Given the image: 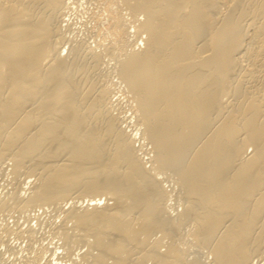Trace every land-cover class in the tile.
Listing matches in <instances>:
<instances>
[{"label": "bare ground", "instance_id": "obj_1", "mask_svg": "<svg viewBox=\"0 0 264 264\" xmlns=\"http://www.w3.org/2000/svg\"><path fill=\"white\" fill-rule=\"evenodd\" d=\"M70 1L0 0V164L11 161L14 183L0 213L83 197L52 231L68 256L85 241L77 264H255L264 254V0H103L113 36L102 50L67 40ZM105 55L147 160L117 114ZM164 173L178 188L174 215ZM22 174L35 177L30 190ZM18 223L1 222L0 240L21 235ZM187 244L212 259L191 257Z\"/></svg>", "mask_w": 264, "mask_h": 264}, {"label": "rangeland", "instance_id": "obj_2", "mask_svg": "<svg viewBox=\"0 0 264 264\" xmlns=\"http://www.w3.org/2000/svg\"><path fill=\"white\" fill-rule=\"evenodd\" d=\"M75 1V2H74ZM72 3V4H71ZM70 4L72 5V7H71V9L69 8V12L68 11H66V16H64V18H65V20L66 21H64L63 23L64 24H67V25H64V27H65V31H66V37H67V40L68 41H77V40H86L85 42L86 43H88L89 42V44H91V45H96L95 47H97V45L99 46V42H100V45H101V43L103 44V45H101L102 47L104 46V45H106L107 43H109L110 42V40H112V36H111V34H110V24H111V22H112V18H111V15H110V13L106 10V9H104L105 8V4H104V1L103 0H71L70 1ZM120 4V6H118V12L119 13H121L122 12V14L124 15V17H125V19H126V21H127V23H128V25L130 26V28H128V29H130L131 31H129V33H130V35L128 34V36H130V37H128V38H130V39H135V36H137V38H136V41L138 40V42L140 43V44H138L139 45V48H141V46L143 47V39H141V38H144V36H145V33L144 32H141V33H139L140 34V36H141V38H140V36L139 35H136L138 32H137V30L136 31H134V29H133V27L134 28H136L135 26H133L132 24V21L131 20H133L132 18L134 17V16H132V14L131 13H128L129 11L125 8V5L124 4H122V3H119ZM122 4V5H121ZM122 6H124V8L122 7ZM124 11H123V10ZM84 10V11H83ZM73 13H72V12ZM89 11V12H88ZM125 14H124V13ZM87 13V14H86ZM130 14V15H129ZM127 15V16H126ZM130 17V18H129ZM138 17L140 18H142L143 17V14H139L138 15ZM67 18V19H66ZM127 18H128V20H127ZM141 18H140V20H141ZM130 19V20H129ZM68 20V21H67ZM67 22V23H66ZM69 24V25H68ZM127 25V26H128ZM128 26V27H129ZM133 26V27H132ZM72 31V32H71ZM133 31H134V33H136V34H134L133 35ZM96 32V33H95ZM91 34V35H90ZM103 34H105V35H103ZM85 35V36H84ZM133 35V36H132ZM71 36V37H70ZM87 36V37H86ZM107 36H109V37H107ZM111 36V37H110ZM139 36V37H138ZM74 37H76V38H74ZM103 37V38H102ZM73 39V40H72ZM94 39V40H93ZM96 40H98V41H96ZM108 40V41H107ZM65 44L67 43V41L65 40V42H64ZM97 43V44H96ZM105 43V44H104ZM64 44V49H63V54L65 53L66 54V51L68 50V48H67V46H69L70 44L69 43H67L66 45ZM138 45H136L137 47L136 48H138ZM98 48V50L100 49V50H102V48H100V46L99 47H97ZM109 56V55H108ZM107 55H105L104 57V61L102 60V62L104 63H102V66L103 67H105L106 69L108 68H110V66H111V70L112 69H114V68H112V67H114V65L115 64H113L114 63V60H112V59H110L111 57L109 56L108 57ZM109 61V62H108ZM110 61H111V63H110ZM108 62V63H107ZM106 64V65H105ZM110 64V65H109ZM107 65H109L108 67H107ZM105 68H103L104 70H105V72L106 73H109L108 74V76H106V78H108L109 77V79H110V81H112V80H114V82L112 81V85L115 83V85H113V88H114V90H113V92L112 93H114L115 95H114V97H113V99H115L114 101H115V106L117 105L118 106V108H117V106H116V108L118 109L117 110V114H119V116H121V117H123L122 118V125L127 129V131H129L130 130V132H134L135 134H136V140H135V146L136 147H138V151L142 154V156H144V160H145V158H146V160H147V156H149V154L146 152V150L144 149H142L143 148V146H142V141H140V137H139V133H138V131H137V129L136 128H134V127H136L134 124H135V118H133V116H132V112H131V110H130V107H129V99H128V97L125 95V93L123 92V91H121L122 89H121V87H120V84L118 83V77H116V75H115V72H113L114 70H112V72H111V70L109 71V72H107L106 71V69ZM113 73V74H112ZM107 75V74H106ZM115 76V77H114ZM111 77V78H110ZM114 77V78H113ZM116 80V81H115ZM117 82V83H116ZM115 86V87H114ZM117 91V92H116ZM123 92V93H122ZM123 94V95H122ZM118 95V96H117ZM124 96V97H123ZM127 97V98H126ZM126 98V99H125ZM127 99H128V101H127ZM118 101V102H117ZM116 102H117V104H116ZM120 102V103H119ZM120 106V107H119ZM116 110V109H115ZM121 110V111H120ZM116 112V111H115ZM130 113V114H129ZM125 117V118H124ZM128 119V120H127ZM131 121V122H130ZM132 124V125H131ZM129 126V127H128ZM137 132V133H136ZM139 139V140H138ZM140 142V143H139ZM141 145V146H140ZM145 147V146H144ZM142 150V151H141ZM144 151V152H143ZM138 152V153H139ZM143 152V153H142ZM147 154H146V153ZM7 162L4 164L3 163V165L4 166H2V164H0L2 167H3V169L5 168V170L3 171V170H1L0 172V184H1V186H0V197L2 196V195H5L8 191H6V187L9 185L7 182L9 181V183H10V185L8 186L9 187V189H7V190H11L12 188V183H13V178H12V175H11V172H9L10 170V167H11V161H9V160H6ZM8 162H10L9 164H10V166H9V164L7 165V163ZM148 162V161H147ZM151 163L150 162H148V163H146V165L148 166V167H150L149 165H150ZM9 166V168L7 167L6 168V166ZM0 166V167H1ZM1 167V168H2ZM0 168V169H1ZM3 171V172H2ZM6 171V172H5ZM7 172H9L8 174H7ZM4 173H6V175L7 176H5V174ZM4 174V175H3ZM165 174V175H164ZM163 174V176H164V179H165V177L166 178H169V179H165V180H162V184L165 186V184L167 185V186H165V188H166V190H167V192L170 194V196H169V201L167 202L168 203V205H169V207L171 208H169L170 209V213L171 214H173V213H177L178 211L180 212V210H181V208H182V206L178 203V198H176V194H174V192L176 193V190H177V192H178V188L176 187V186H174V182H173V180H172V178H170L171 176H168L167 174L168 173H164ZM161 175V174H160ZM10 176H11V180H10ZM22 177H20L21 178V181H23V183H24V180L26 179V176H27V174H22L21 175ZM168 176V177H167ZM25 177V179L23 180V178ZM29 177V179L27 178L26 180H25V183H27L28 185H26L25 183L23 184L22 182H21V185L23 184L24 186H26L27 188L30 186L29 184H31V183H33V182H35V177L33 178V176L30 178V176H28ZM2 178V179H1ZM5 178V179H4ZM7 178H9V180H7ZM5 181H4V180ZM161 179H163V177L161 176ZM170 179L172 180V181H170ZM31 181V183L29 182V181ZM3 181L4 182H6V184L5 183H3ZM27 181V182H26ZM33 181V182H32ZM169 181V182H168ZM167 182V183H166ZM14 184V183H13ZM2 185H3V187H5V190H4V188L2 187ZM23 185H22V190L24 191L25 190V188L26 187H23ZM31 186H32V184H31ZM172 188H171V187ZM21 187V186H20ZM26 188V190H30V188H28L27 189ZM170 188V189H169ZM175 188V189H174ZM4 191V193H3V191ZM28 190V191H29ZM174 190V191H173ZM6 191V192H5ZM171 191V192H170ZM173 195V196H172ZM76 196H78V195H76ZM75 196V197H76ZM79 197H77V198H69V202H67V200L65 201V202H63L62 203V206H60V208L59 207H54V205L52 206V205H46V207H45V210H44V208L42 209V207L40 208L39 206L38 207H36L35 209L33 208L31 211L32 212H35V213H33V214H29L30 213V210L29 211H27L26 213H25V215H24V213L21 215V212H20V214H19V212H18V216L16 217V215H17V211H6V213H8V214H6L5 212H4V214H3V212L2 213H0V224H1V222H2V224H1V226H4V224L3 223H5V222H7L10 226H12L13 224V227H15V226H18V225H16L15 223L17 222H19L18 224H19V227H21L22 228V231H23V233L21 234V235H19V236H17L16 235V233L15 232H13V233H11V235H10V233L8 234V235H10V236H8L7 235V238L9 237L10 239H8L7 241H8V243H5L4 241H1L0 240V264H47V261H48V259H51V260H53V261H57V262H59V263H62V264H75L76 262H79V260L78 259H80V258H78V257H80L81 255H79L80 254V252L81 251H84V248H85V246L87 247V245H86V243H85V241H81V242H83V243H78V244H75L76 246H78V248L77 247H75V249L73 248V249H71L70 251L72 252H68L69 253V256L71 255L72 257H74L75 259H72L71 257H69L68 256V254H66L67 252H66V250L63 248V245L61 246V244L63 243V241L61 242V240L62 239H58L59 237H57L56 235L57 234H54L55 233V231H54V233L52 232L55 228H54V226L56 225V223H57V221L58 222H61L62 221V219H63V214H64V210H66L67 208H69L71 205H70V200H71V204H73L75 201H76V199H78ZM83 198V197H82ZM82 198L80 197L79 199H78V201L76 202L77 203V205L78 206H81L82 205V203H81V201H82ZM75 200V201H74ZM79 200H80V202H79ZM175 200H176V202H175ZM74 201V202H73ZM109 202H110V204L113 202L112 200H108ZM107 200H106V202H108ZM67 202V203H66ZM73 202V203H72ZM69 203V204H68ZM80 203H81V205H80ZM84 203H86V202H84ZM172 204V205H171ZM67 205V206H66ZM180 205V206H179ZM53 207L54 209L52 210V208H50V207ZM48 207V208H47ZM64 207H67V208H64ZM39 208H40V210H39ZM46 208H47V210H46ZM55 208H57V209H55ZM174 208V209H173ZM62 209V210H61ZM178 211H177V210ZM35 210V211H34ZM42 210H44V211H42ZM51 210H52V212H51ZM54 210H55V212H54ZM174 210V211H173ZM60 211V212H59ZM177 211V212H176ZM31 212V213H32ZM41 212V213H40ZM44 212V213H43ZM45 212H46V214H45ZM62 212V213H61ZM10 213H11V215H10ZM13 213V214H12ZM14 213H15V217H13L14 216ZM51 213H52V215H51ZM58 213V214H57ZM1 214H3V215H1ZM6 214V215H5ZM48 214V215H47ZM50 214V215H49ZM55 214V215H54ZM57 214V215H56ZM28 215V216H27ZM38 215H40V217H38L37 218V216ZM174 215V214H173ZM2 216V217H1ZM4 216V217H3ZM10 216V217H9ZM61 218H59V217ZM13 217V218H12ZM28 217V218H27ZM30 217V218H29ZM35 217V218H34ZM52 219H51V218ZM37 218V219H36ZM43 218H44V220H43ZM26 219V220H25ZM31 219V220H30ZM33 219V220H32ZM40 219V220H39ZM46 219V220H45ZM53 219H55V220H53ZM52 220H53V222H52ZM22 221H24V222H26V223H24V222H22ZM46 221V222H45ZM48 221V222H47ZM14 222V223H13ZM20 222H22V223H20ZM29 222H30V224H29ZM38 223V224H37ZM45 223V224H44ZM54 223H55V225H54ZM69 223H71V222H69ZM28 224V225H27ZM41 224H43V225H41ZM59 224V223H58ZM30 226H32V229L34 228V227H36V228H34L33 230H36V231H33L34 233H32L30 236H28L26 233V231H25V228L27 229L28 227H30ZM37 226H38V228H37ZM51 226V228H49ZM41 227V228H40ZM51 230V231H50ZM39 232V233H38ZM160 234V233H159ZM13 235V236H12ZM54 235V236H53ZM157 235H158V233H157ZM49 236V237H48ZM53 236V237H52ZM12 237V238H11ZM153 237H154V235H153ZM32 240H31V239ZM53 240V241H52ZM58 240V241H57ZM49 241H51V242H53V243H51V242H49ZM60 241V242H59ZM4 242V243H3ZM44 242V243H43ZM58 242V243H57ZM34 243V245H32ZM40 243V244H39ZM58 245H57V244ZM61 243V244H60ZM29 244V245H28ZM83 244V245H82ZM36 245V246H35ZM46 245V246H45ZM57 247H56V246ZM74 245V246H75ZM82 245V246H81ZM164 245V244H163ZM163 245H162V247L161 248H163ZM194 245V244H193ZM35 246V247H34ZM39 246V247H38ZM43 246H45V247H43ZM50 246V247H49ZM53 246V247H52ZM187 246H189L188 244H187ZM195 246V245H194ZM192 247V244H190V246H189V248H188V250L190 249V251H189V255L191 256V252H193V254H192V256L194 257L195 255H198L199 254V256H202L201 257V259L203 260V258H204V261H206V262H208V261H210V259H212V257L210 256V252L209 253H207V249H205V248H198V252H200V253H198L197 254V247H196V249L194 250L193 248H195V247ZM43 249H42V248ZM47 247V248H46ZM164 247H165V245H164ZM38 248H39V251H43V253H42V251L41 252H39L38 251ZM46 248V249H45ZM57 248V252H56V249ZM77 248V249H76ZM194 250H192V249ZM30 249V250H29ZM36 251H35V250ZM41 249V250H40ZM53 249H54V252H55V254H54V252H53ZM83 249V250H82ZM164 249V248H163ZM205 249V250H204ZM85 250H86V248H85ZM202 251V253H201V251ZM207 250V251H206ZM27 251V252H26ZM37 251L39 252V253H37ZM66 252V253H65ZM74 252V253H73ZM194 252H195V254H194ZM206 252V253H205ZM42 253V256L40 255ZM48 253V254H47ZM63 253V254H62ZM71 253V254H70ZM82 253V252H81ZM33 254V255H32ZM35 254H36V256H35ZM38 254V255H37ZM53 254V255H52ZM66 255V257H65V255ZM11 255V256H10ZM27 255V256H26ZM28 255H30V256H28ZM61 255V256H60ZM205 255H206V257H205ZM264 255V254H263ZM262 255V256H263ZM15 256V257H14ZM39 256H40V258H39ZM50 256V257H49ZM52 256V257H51ZM60 256V257H59ZM191 256V257H192ZM262 256L261 255H259V256H256V258H255V256L253 257V260H254V262H252V263H255V264H264V258H262ZM22 257H24V258H22ZM31 257V258H30ZM35 257H37V258H39V259H37V258H35ZM54 257V258H53ZM61 257H63V258H61ZM68 257V258H67ZM264 257V256H263ZM27 258V259H26ZM56 258H60L59 260L58 259H56ZM66 258H67V260H66ZM206 258V259H205ZM26 259V260H25ZM55 259V260H54ZM65 262H63L62 260ZM208 259V260H207ZM41 262H40V261ZM75 260V261H74ZM78 260V261H77ZM252 260V261H253ZM16 261H17V263H16ZM22 261V262H21ZM13 262V263H12ZM15 262V263H14ZM40 262V263H39ZM73 262V263H72ZM77 264V263H76Z\"/></svg>", "mask_w": 264, "mask_h": 264}]
</instances>
